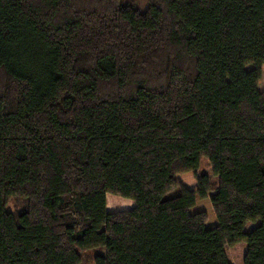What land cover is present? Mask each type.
I'll return each instance as SVG.
<instances>
[{
    "label": "trees",
    "instance_id": "1",
    "mask_svg": "<svg viewBox=\"0 0 264 264\" xmlns=\"http://www.w3.org/2000/svg\"><path fill=\"white\" fill-rule=\"evenodd\" d=\"M123 1L0 0V264H264V0Z\"/></svg>",
    "mask_w": 264,
    "mask_h": 264
},
{
    "label": "rangeland",
    "instance_id": "2",
    "mask_svg": "<svg viewBox=\"0 0 264 264\" xmlns=\"http://www.w3.org/2000/svg\"><path fill=\"white\" fill-rule=\"evenodd\" d=\"M128 1L130 4H132L134 7H136L140 11H145L148 7L147 0H124L123 2ZM1 80V77H0ZM259 89H264V67L263 72L259 84ZM199 173L201 174H207L210 178V182L212 185H215L217 183L216 176H214L211 172V168L207 162V160L204 157H201L200 165H199ZM175 195V190H171L168 193L164 195L165 198L171 197ZM134 202L130 199L123 198L120 196L107 194L106 195V208L108 211H117V210H129L134 207ZM11 206V204H9ZM257 223H247L245 226V230H250L254 226H256ZM105 252V248L103 246L92 248L89 250H86L83 254V259L79 264H93L92 258L96 255H102Z\"/></svg>",
    "mask_w": 264,
    "mask_h": 264
}]
</instances>
